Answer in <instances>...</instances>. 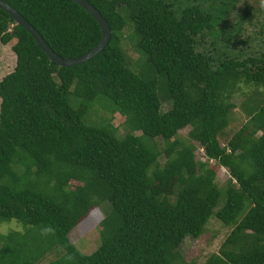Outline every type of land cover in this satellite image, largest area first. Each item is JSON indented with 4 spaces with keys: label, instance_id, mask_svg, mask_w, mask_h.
Returning a JSON list of instances; mask_svg holds the SVG:
<instances>
[{
    "label": "trees",
    "instance_id": "16d2710c",
    "mask_svg": "<svg viewBox=\"0 0 264 264\" xmlns=\"http://www.w3.org/2000/svg\"><path fill=\"white\" fill-rule=\"evenodd\" d=\"M2 1L62 59L101 40L98 23L71 0ZM87 1L111 38L73 67L51 62L0 9V44L15 56L0 80V223L22 226L0 234V264H189L181 245L211 217L230 231L203 264H264V54L233 51L238 34L226 31L240 26L229 21L239 0ZM255 7L263 14L264 0ZM127 24L135 66L123 48ZM226 34L235 57L216 47ZM243 88L252 89L239 105L247 121L221 146ZM100 109L124 118V137L110 117L90 120ZM210 161L229 173L221 188ZM90 222L101 242L83 255L70 236Z\"/></svg>",
    "mask_w": 264,
    "mask_h": 264
},
{
    "label": "rangeland",
    "instance_id": "374dc122",
    "mask_svg": "<svg viewBox=\"0 0 264 264\" xmlns=\"http://www.w3.org/2000/svg\"><path fill=\"white\" fill-rule=\"evenodd\" d=\"M225 0H217L216 4H221ZM257 0H239L233 8L232 15L230 20L232 24H240L239 27L235 29H228L226 31L230 36H235L238 34L239 40H235L233 51L240 49L242 50V56H239V59L247 58L250 56H259L264 54V13L259 14L255 11V4ZM232 8V7H231ZM254 9V12L251 11L249 14L247 9ZM237 16H242L237 19ZM132 25V24H131ZM130 24H127L124 30V40L123 48L129 63L132 66L137 64L138 58L140 55L134 49L135 39L134 34ZM133 28V25H132ZM231 33V34H230ZM228 34L222 35L221 38L217 41L216 47L220 48L221 51L227 52L231 57H235L236 53L230 51L226 45V39ZM207 47H210L211 40H206ZM205 46V45H204ZM15 67V56L11 52V46H4L0 44V80L7 74L13 71ZM137 68V66H136ZM138 69V68H137ZM249 88H243L238 92L233 101L236 104V108L232 110V113L229 115L228 123L223 131L219 135V142L221 146H225L227 142L235 135V133L246 123L247 117L241 111L240 103L244 100L246 94L250 93ZM101 106L105 103L106 106H109V102L105 99H101ZM163 109L167 110L166 106ZM110 117L111 125L117 130L118 135L122 138L126 135L127 130L124 128V118L117 113L108 114L103 109L97 111V113H91L90 120L101 121L105 118ZM190 128L187 127L179 131L180 138L186 140L187 134ZM134 135H140V132L133 131ZM248 137V136H246ZM249 138V137H248ZM154 144L157 150L160 152L159 163L163 164L165 161L164 149L166 147L165 142L162 139H155ZM196 149V158L200 161H206L203 156L202 149L198 146ZM209 167L213 169L216 175L215 182L221 188L225 185V182L230 178L229 173L226 169L220 167L216 162L210 161ZM74 185V184H73ZM101 214L102 211L98 209ZM97 222V221H96ZM93 223H84L83 227L80 230H85L84 233L74 232L70 236V240L74 243L78 251L83 255H90L100 245L101 236L98 232V229H93ZM21 225L15 220L5 221L0 223V234H6L12 232L13 230L21 229ZM91 230V231H89ZM230 229L224 226L219 220L215 217H211L203 231V233L196 239L186 238L181 245L180 252L184 257L186 263L189 264H203L210 255L216 254L219 250L221 243L224 241L228 235ZM80 236H84L79 241ZM51 257L45 259V263L49 261ZM44 262V261H43ZM41 263V264H45Z\"/></svg>",
    "mask_w": 264,
    "mask_h": 264
},
{
    "label": "water",
    "instance_id": "95a60500",
    "mask_svg": "<svg viewBox=\"0 0 264 264\" xmlns=\"http://www.w3.org/2000/svg\"><path fill=\"white\" fill-rule=\"evenodd\" d=\"M76 5L81 7L83 10H85L88 14H90L93 19L98 23L101 29V40L100 42L87 54L80 56L75 59H62L58 55H56L48 46V44L42 39V37L39 35V33L12 7H10L8 4L0 0V9L5 11L10 15V17L13 19L16 25L22 27L25 31H27L31 37L36 42L38 48L45 53V55L48 57V59L57 64L60 67H73L76 65L83 64L90 59H92L94 56L99 54L109 43L111 38V30L109 28V25L107 21L104 19V17L100 14V12L93 7L90 3H88L87 0H71Z\"/></svg>",
    "mask_w": 264,
    "mask_h": 264
},
{
    "label": "crops",
    "instance_id": "0c3cea01",
    "mask_svg": "<svg viewBox=\"0 0 264 264\" xmlns=\"http://www.w3.org/2000/svg\"><path fill=\"white\" fill-rule=\"evenodd\" d=\"M47 262H49V261H47ZM47 262H46V263H47ZM42 263H45V261H44V262H42ZM46 263H45V264H46Z\"/></svg>",
    "mask_w": 264,
    "mask_h": 264
}]
</instances>
